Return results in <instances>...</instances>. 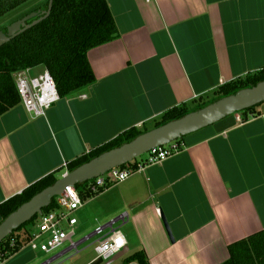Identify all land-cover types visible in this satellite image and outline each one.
I'll use <instances>...</instances> for the list:
<instances>
[{
	"label": "crops",
	"instance_id": "obj_1",
	"mask_svg": "<svg viewBox=\"0 0 264 264\" xmlns=\"http://www.w3.org/2000/svg\"><path fill=\"white\" fill-rule=\"evenodd\" d=\"M106 3L119 36L87 53L95 82L43 117L21 104L0 116V205L123 132L264 70V0ZM37 68L28 75L45 71ZM243 118L185 136L164 162L82 201L75 247L43 254L24 246L1 264H103L83 244L115 231L128 250L121 264H137L125 259L138 252L148 264H222L228 246L264 230V122Z\"/></svg>",
	"mask_w": 264,
	"mask_h": 264
},
{
	"label": "trees",
	"instance_id": "obj_2",
	"mask_svg": "<svg viewBox=\"0 0 264 264\" xmlns=\"http://www.w3.org/2000/svg\"><path fill=\"white\" fill-rule=\"evenodd\" d=\"M19 2L14 0L8 9L15 8L20 4ZM4 14L5 12L0 10V16ZM118 36L106 0H53L51 12L45 20L0 47V116L20 104L13 74L42 67L52 77L59 98L68 97L95 82L87 53L116 40ZM262 81H264V70L247 76L244 80L225 84L214 92L215 99L209 102L198 99L191 104L174 107L164 113L152 128L180 119L221 98L233 95L242 89L252 88ZM262 104L241 113L245 117H257L261 115L258 108ZM147 131H149L147 128L142 131L134 128L129 129L100 148L67 163V167L64 171L62 170V173L61 170H58L49 174L20 194L8 199L0 205L1 222L32 197L52 186L58 180V174H64L65 171L71 172L99 155L129 143ZM183 138L175 143L181 145ZM141 163L142 161L137 158L122 167L136 169ZM78 185H81L83 190L79 191ZM78 185L75 190L82 201L103 192L99 190L96 193H91L87 182ZM56 210V198H53L50 205L42 210V213L47 214ZM37 220L38 216H34L4 239L1 246L11 239L16 243L15 248L8 250L9 256L17 253L29 241ZM227 250L228 259L222 264H264V230L228 246ZM125 262L148 264L143 252L129 256Z\"/></svg>",
	"mask_w": 264,
	"mask_h": 264
},
{
	"label": "water",
	"instance_id": "obj_3",
	"mask_svg": "<svg viewBox=\"0 0 264 264\" xmlns=\"http://www.w3.org/2000/svg\"><path fill=\"white\" fill-rule=\"evenodd\" d=\"M52 3L53 0H49L48 8L43 13L44 16L32 22L30 25H25L24 21H21L23 29H20L19 22L8 28L7 35L1 33L0 47L15 38L19 33L45 20L50 14ZM32 16L33 15L28 16L25 20L30 19ZM262 103H264V81L252 88L242 89L233 95L221 98L180 119L153 128L139 135L129 143L99 155L75 170L62 175L52 186L47 187L32 197L27 203L20 206L15 212L1 222L0 244L15 230L29 222L34 216H40L42 210L50 205L51 200L61 197L66 188L75 189L78 184L97 179L112 169L132 163L135 159L147 154L156 147L168 145L182 137L218 123L226 117L243 112ZM160 217L170 242L174 243L170 227L162 211H160ZM117 219L114 220L113 223H115ZM127 251V248L122 249L118 254L114 255L103 264H113L120 257L124 256Z\"/></svg>",
	"mask_w": 264,
	"mask_h": 264
},
{
	"label": "built area",
	"instance_id": "obj_4",
	"mask_svg": "<svg viewBox=\"0 0 264 264\" xmlns=\"http://www.w3.org/2000/svg\"><path fill=\"white\" fill-rule=\"evenodd\" d=\"M28 71L29 70H25L13 74V80L20 98V104L27 113L34 117H43L46 111L59 100L55 83L47 71H44L36 77H30ZM257 117L264 122V112ZM235 120L237 123H242L244 121L243 114L241 112L235 114ZM175 142L150 150L147 153L146 159L138 165L136 169L119 167L110 170L97 179L88 181V188L91 193H96L99 190L127 181L135 173L141 172L144 167L148 165L164 162L178 153L182 148L181 145ZM66 167V164H64V169H66ZM67 173L68 172L65 171L64 175ZM56 204V211L47 214L42 213L38 216L30 239L24 245L31 251L51 254L60 249L66 242H69L71 247L76 246L71 241V237L74 235L75 226L77 224L74 214L82 206V200L75 189L66 188L63 195L56 198ZM100 232V229H98L96 233L99 234ZM15 247L16 243L13 239L6 241L0 247V264L8 258V250ZM125 247L126 242L123 236L120 232L115 231L103 242L98 241L94 251L98 258L106 262Z\"/></svg>",
	"mask_w": 264,
	"mask_h": 264
},
{
	"label": "flooded vegetation",
	"instance_id": "obj_5",
	"mask_svg": "<svg viewBox=\"0 0 264 264\" xmlns=\"http://www.w3.org/2000/svg\"><path fill=\"white\" fill-rule=\"evenodd\" d=\"M14 0H0V10L4 11L5 14L3 16H0V19L6 17L8 14L13 13L14 11L18 10L19 8L23 7L24 5H26L27 3L31 2L32 0H18V2L20 3L19 5H17L15 8L13 9H8L9 5L13 2ZM25 1V2H24ZM48 2L49 0H37V5L31 7L26 13H24V15H20L19 17H16L8 27H4L3 29L0 30V34L3 33L4 35H7V30L8 28L15 24V23H19L20 22V29H23V25L21 24V21H24L25 25H30L32 22L40 19L41 17L44 16V12L47 10L48 8ZM51 12V11H50ZM36 14V15H34ZM33 15L30 19L25 20L28 16ZM49 16V15H48ZM42 22V21H41ZM39 24V23H38ZM37 25V24H36ZM34 27V26H33ZM32 28V27H31ZM30 29V28H29ZM27 29V30H29ZM27 30L19 33L23 34L24 32H26ZM17 35V36H18ZM12 40V39H11ZM6 44V43H5ZM3 46V45H2Z\"/></svg>",
	"mask_w": 264,
	"mask_h": 264
},
{
	"label": "rangeland",
	"instance_id": "obj_6",
	"mask_svg": "<svg viewBox=\"0 0 264 264\" xmlns=\"http://www.w3.org/2000/svg\"><path fill=\"white\" fill-rule=\"evenodd\" d=\"M37 5V0H32L31 2L27 3L26 5H24L23 7L19 8L18 10L14 11L13 13L8 14L6 17L0 19V30L3 29L4 27H8L10 25V23L16 18L19 17L20 15H24V13H26L31 7L36 6ZM37 70L41 69V68H36ZM40 71V70H39ZM42 71V70H41ZM215 99V95H212L206 99L203 100V102H209L211 100ZM195 107V106H194ZM193 107V108H194ZM258 110L263 113L264 112V104H262ZM148 130H152L153 128L151 126H149L147 128ZM143 156H147V154L142 155ZM140 158V157H139ZM63 174H58L57 178L59 179ZM118 185V184H117ZM115 186V185H112ZM111 186V187H112ZM78 190H83V187L81 185H78ZM105 190V189H103ZM98 196V195H97ZM79 237V235L75 236L74 239H77ZM83 245L88 246L87 249L84 250L86 255H91V257H97L96 253L94 252V248L97 245V243H94V241H90L89 243H84ZM82 246V245H81ZM59 250V249H58ZM38 252V251H35ZM44 254V253H43ZM114 264H121V261L117 260L114 262Z\"/></svg>",
	"mask_w": 264,
	"mask_h": 264
}]
</instances>
